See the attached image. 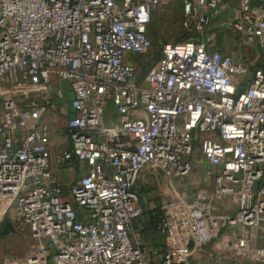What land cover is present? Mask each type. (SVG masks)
Masks as SVG:
<instances>
[{"label": "built area", "instance_id": "obj_1", "mask_svg": "<svg viewBox=\"0 0 264 264\" xmlns=\"http://www.w3.org/2000/svg\"><path fill=\"white\" fill-rule=\"evenodd\" d=\"M174 1L196 34L225 10V0H0V203L17 206L38 242L26 264H192L226 228L254 233L234 248L264 264V69L190 38L164 44L139 77L131 59L152 49L153 13ZM227 29L264 49V0H242ZM55 79L73 95L60 159L85 171L68 196L50 175L43 122L45 105L65 98ZM200 165L212 190L150 208L162 211L158 253L136 228L148 209L139 182ZM228 198L234 214H214Z\"/></svg>", "mask_w": 264, "mask_h": 264}, {"label": "rangeland", "instance_id": "obj_2", "mask_svg": "<svg viewBox=\"0 0 264 264\" xmlns=\"http://www.w3.org/2000/svg\"><path fill=\"white\" fill-rule=\"evenodd\" d=\"M237 9V13L220 15L203 34H196L186 30L183 24L182 7L177 1L156 10L149 25V36L153 44L152 49L146 55H139L131 59V62L137 67L139 77L144 76L147 70L157 63L164 44L184 41L188 38L209 40L210 46L223 54L230 55L233 58L242 56L250 67H262L264 69V49H260L253 43L246 42L243 35L233 33L227 29V24L240 11L239 8ZM64 92L67 97L68 90L64 89ZM107 118H110L109 121L112 123L116 122L115 111L110 104L107 106ZM209 171L206 166L199 167L188 176L175 180L165 178L157 170L149 171V174L146 173L148 177L141 180L137 187L141 203L148 209L161 207L164 200L181 194H190L193 191H210L213 189V179L211 175L209 176ZM235 210V203H230L229 199H227L224 202L218 201L214 206L213 212L217 215L231 216ZM136 228L140 232L141 237L146 240L140 220L136 222ZM252 234L254 235V233L247 232H237L235 234L234 231L226 228L216 234L217 237L212 245L213 251L209 250L210 252H221L215 247L216 242L223 237H229V242L232 243L228 244V246L232 248L225 249L224 245L220 244V247L226 250L224 252L225 255H222L224 264H232V262L259 264L252 256L248 255V252L245 253V256H242L240 255L241 249L234 248L238 241L248 239ZM36 243L38 242L34 239L17 206L12 205L0 221V264H26V254ZM252 249H254V246L248 249L249 252Z\"/></svg>", "mask_w": 264, "mask_h": 264}, {"label": "crops", "instance_id": "obj_3", "mask_svg": "<svg viewBox=\"0 0 264 264\" xmlns=\"http://www.w3.org/2000/svg\"><path fill=\"white\" fill-rule=\"evenodd\" d=\"M242 0H225V10L223 14L237 13V8H241ZM236 15V14H235ZM53 88H62L68 90V95L64 99H53L50 105H45V110L43 114V122H45L50 130V143H49V163H50V175L54 177L56 181L61 185L63 194L68 196L69 189L72 185L76 184L85 174L84 166L75 160L63 161L60 159L61 154L70 151L71 141L67 133L66 122L73 115L72 108L70 106V101L72 100V92L69 89L67 83L60 82L58 80H53ZM207 165H200V168ZM209 169V168H208ZM148 177V176H146ZM146 177H143L145 179ZM230 203L234 202L233 199L228 198ZM227 200V199H226ZM225 201V200H224ZM223 201V202H224ZM229 237H223L219 239L215 244V247L219 251H213L212 245L204 248H195L192 251L191 263L192 264H214L212 262L213 258L218 255L222 258L221 264H224V252L220 244L224 245V248H232L228 246ZM222 240V241H221ZM147 242V241H146ZM148 243V242H147ZM225 243V244H224ZM210 249V250H209ZM216 249V250H217ZM244 264L243 262H232V264Z\"/></svg>", "mask_w": 264, "mask_h": 264}, {"label": "trees", "instance_id": "obj_4", "mask_svg": "<svg viewBox=\"0 0 264 264\" xmlns=\"http://www.w3.org/2000/svg\"><path fill=\"white\" fill-rule=\"evenodd\" d=\"M189 39V38H188ZM162 217L160 208L147 209L140 218L142 232L146 235V240L158 252L163 253L166 249L163 237L157 230V224Z\"/></svg>", "mask_w": 264, "mask_h": 264}, {"label": "bare ground", "instance_id": "obj_5", "mask_svg": "<svg viewBox=\"0 0 264 264\" xmlns=\"http://www.w3.org/2000/svg\"><path fill=\"white\" fill-rule=\"evenodd\" d=\"M11 201L10 200H5L0 203V221L3 219L5 214L10 208Z\"/></svg>", "mask_w": 264, "mask_h": 264}, {"label": "water", "instance_id": "obj_6", "mask_svg": "<svg viewBox=\"0 0 264 264\" xmlns=\"http://www.w3.org/2000/svg\"><path fill=\"white\" fill-rule=\"evenodd\" d=\"M192 246H193V244L191 243V244H190V247H192Z\"/></svg>", "mask_w": 264, "mask_h": 264}]
</instances>
